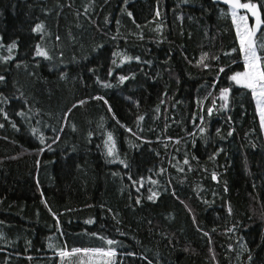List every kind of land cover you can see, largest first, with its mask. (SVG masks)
<instances>
[{
  "label": "trees",
  "instance_id": "obj_1",
  "mask_svg": "<svg viewBox=\"0 0 264 264\" xmlns=\"http://www.w3.org/2000/svg\"><path fill=\"white\" fill-rule=\"evenodd\" d=\"M227 12L215 0H0V264H79L57 252L108 247L92 233L117 241L116 264H264V134L251 93L227 79L243 71Z\"/></svg>",
  "mask_w": 264,
  "mask_h": 264
},
{
  "label": "snow or ice",
  "instance_id": "obj_2",
  "mask_svg": "<svg viewBox=\"0 0 264 264\" xmlns=\"http://www.w3.org/2000/svg\"><path fill=\"white\" fill-rule=\"evenodd\" d=\"M221 3L227 5V14L231 17V23L235 32L236 44L238 45L239 56L243 63V71H234L231 75L227 76V79L231 82V84L246 89L251 93V97L256 103L257 112L259 114L260 127L261 129H264V40L260 39V35H264V28L261 27V25L264 24V20H262L261 18L262 13H264V7L258 6L257 3H253L251 2V0H248V2H241V0H221ZM240 10H244V14H239ZM223 14L224 13H222V15ZM128 15L131 17L132 14L128 13ZM156 15L159 16V11L156 12ZM249 15L254 20V23H252L251 26H249ZM41 28L42 25L36 24L35 27L32 28V31L38 32L41 30ZM258 33H260V35H258ZM15 46V43L8 46L9 53H11L12 48H14ZM231 51L235 52L237 51V49L233 48ZM224 54L230 55L231 52H225ZM36 55L44 57L45 59L49 58L48 53L42 50L39 46H37L36 48ZM113 55L116 56L119 54L113 53ZM5 59H11V56ZM128 59L129 57L127 56L122 57L120 59V64L125 63V61H127ZM136 59L139 62V57H137ZM206 59H208V54L204 53L202 54L201 59L197 62V64H202L204 68H208L209 65L204 63ZM212 59H218V57H212ZM115 63L116 61L113 60V64ZM90 71L92 70L90 69ZM224 71V67L219 68L220 73H223ZM108 74L109 76L112 75L111 69L109 70ZM127 78L128 77L123 75L118 77L121 83L124 82ZM5 79V76L0 75V81H4ZM61 79H64L63 74H61ZM231 84L227 87L220 88L219 99L224 102L222 105V107L224 108H226L228 105ZM105 86L110 87L111 85ZM213 87H216L215 83L213 84ZM95 99H102V97H95ZM4 102L7 103V99H4ZM84 103L85 101H80V104ZM73 107H75V105H73ZM2 111L3 110L0 109V112ZM109 111H111V108H109ZM207 112L209 115H211L213 112V108L208 107ZM17 115L22 116L23 112H18ZM4 118L8 119L6 113L4 114ZM113 118L115 119V116ZM138 119H143V117H138ZM200 119L203 120V117L201 116ZM117 122L119 123V121ZM0 127H3V125L0 124ZM13 127H15V125H13ZM121 127L125 126L121 125ZM35 131L36 129H33L34 133ZM126 131H130V129L126 128ZM200 131L201 133H203L204 129L201 128ZM219 133L220 129L218 128L217 134ZM228 135H232L231 130L228 132ZM40 143L44 144L43 137L40 138ZM105 147L107 149V155L109 157L114 156L115 143L111 134L107 136V139L105 141ZM41 151H43V149H41ZM216 154H213L210 158L214 160ZM121 163H123V161H121ZM184 163L188 164V160L185 159ZM125 167H127V164H125ZM177 170L183 171V169L179 168ZM212 180H217L216 173L212 174ZM153 183H155V181H153ZM225 191H227V189H225ZM156 196L157 193L153 192L151 195L148 196V199L150 201H154V198ZM136 203L139 204L140 200L137 199ZM45 207H48V205L45 204ZM229 213L231 214L230 209ZM86 223L90 224L92 223V221L89 220L86 221ZM56 226L57 228H59V221L57 222ZM92 235L95 236L97 239H101L102 241H104V243L108 245V247L105 248L103 246H100L91 248H73L71 252L67 251L66 249H62L57 252V255L62 259L68 256H79V264H116L117 251L111 246L117 244V241L114 239L102 237L97 233H92ZM49 247H52V245L50 244ZM126 255L131 256L134 255V253L129 252L126 253ZM248 260L251 262L253 260V257L249 255ZM149 264H151V262H149Z\"/></svg>",
  "mask_w": 264,
  "mask_h": 264
},
{
  "label": "water",
  "instance_id": "obj_3",
  "mask_svg": "<svg viewBox=\"0 0 264 264\" xmlns=\"http://www.w3.org/2000/svg\"><path fill=\"white\" fill-rule=\"evenodd\" d=\"M220 4H221L222 6H224V7H227V5L221 3V0H220ZM240 11H244V10H240ZM249 17H250V20L252 21V23H254V20L251 18L250 15H249ZM262 25H263V24H262ZM262 25H261V26H262Z\"/></svg>",
  "mask_w": 264,
  "mask_h": 264
},
{
  "label": "rangeland",
  "instance_id": "obj_4",
  "mask_svg": "<svg viewBox=\"0 0 264 264\" xmlns=\"http://www.w3.org/2000/svg\"><path fill=\"white\" fill-rule=\"evenodd\" d=\"M240 14H244V11H240L239 12ZM251 24H252V21L250 20V17H249V26H251ZM263 26V25H262ZM261 26V27H262ZM256 104V103H255ZM263 134H264V129H263Z\"/></svg>",
  "mask_w": 264,
  "mask_h": 264
},
{
  "label": "bare ground",
  "instance_id": "obj_5",
  "mask_svg": "<svg viewBox=\"0 0 264 264\" xmlns=\"http://www.w3.org/2000/svg\"><path fill=\"white\" fill-rule=\"evenodd\" d=\"M226 12V11H225ZM224 13V12H223ZM129 17V16H128ZM131 18V17H130ZM181 21V20H180ZM176 27V26H175ZM184 29V28H183ZM175 31V30H174ZM157 37V36H156ZM180 144V143H179ZM184 153V152H183ZM192 167V166H191Z\"/></svg>",
  "mask_w": 264,
  "mask_h": 264
},
{
  "label": "flooded vegetation",
  "instance_id": "obj_6",
  "mask_svg": "<svg viewBox=\"0 0 264 264\" xmlns=\"http://www.w3.org/2000/svg\"><path fill=\"white\" fill-rule=\"evenodd\" d=\"M215 1H218L219 2V4H220V0H215ZM221 5V4H220Z\"/></svg>",
  "mask_w": 264,
  "mask_h": 264
}]
</instances>
